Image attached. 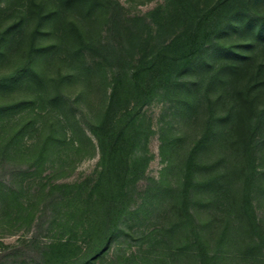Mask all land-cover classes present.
Returning a JSON list of instances; mask_svg holds the SVG:
<instances>
[{"label":"trees","instance_id":"obj_1","mask_svg":"<svg viewBox=\"0 0 264 264\" xmlns=\"http://www.w3.org/2000/svg\"><path fill=\"white\" fill-rule=\"evenodd\" d=\"M1 204L0 264H264V0H0Z\"/></svg>","mask_w":264,"mask_h":264},{"label":"rangeland","instance_id":"obj_2","mask_svg":"<svg viewBox=\"0 0 264 264\" xmlns=\"http://www.w3.org/2000/svg\"><path fill=\"white\" fill-rule=\"evenodd\" d=\"M130 10L131 12H146L153 6H155L160 0H121ZM149 112L153 115L154 124L156 129L158 128L157 120L158 117L162 113V105L160 103H156L150 107ZM185 126V125H184ZM158 130V129H157ZM150 149L153 153V159L150 162V166L148 168V175L158 177L160 175L161 168L164 165L162 155L160 154V138L159 133H155L150 140ZM99 158L98 150L92 156L84 157L82 161H80L77 165V168L73 172L71 178H76L78 176H82L91 172L96 162ZM144 180L143 182H145ZM5 206V205H4ZM3 205H0V215ZM24 222V221H22ZM12 223L0 224V240H3L6 243H16L19 238L24 235L31 234V231L27 229V225L20 224L22 227H19L18 224L12 225ZM44 236H47L48 233L44 231Z\"/></svg>","mask_w":264,"mask_h":264}]
</instances>
